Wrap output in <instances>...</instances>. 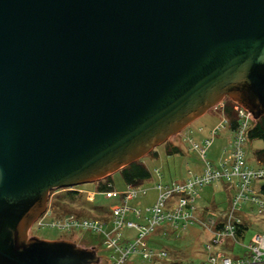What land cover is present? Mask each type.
Wrapping results in <instances>:
<instances>
[{
    "label": "water",
    "instance_id": "water-1",
    "mask_svg": "<svg viewBox=\"0 0 264 264\" xmlns=\"http://www.w3.org/2000/svg\"><path fill=\"white\" fill-rule=\"evenodd\" d=\"M226 97L264 115V0H0V264H96L29 233Z\"/></svg>",
    "mask_w": 264,
    "mask_h": 264
},
{
    "label": "rangeland",
    "instance_id": "rangeland-1",
    "mask_svg": "<svg viewBox=\"0 0 264 264\" xmlns=\"http://www.w3.org/2000/svg\"><path fill=\"white\" fill-rule=\"evenodd\" d=\"M225 99H227V97ZM218 105L208 109L205 114L191 122L184 130L173 135L167 141L153 149L157 153L158 151L164 152L165 147H170V145L174 144V142H176L175 144H178L181 148V145H184L182 149L186 154L182 155L184 161L180 159L181 155L176 153H174L176 154L174 156H168V159L164 155L162 162L155 160L153 158L154 154L152 153H148L141 158L152 174L150 175L149 179L143 181L139 185H134V188L138 192L136 196H133L126 202L127 206L129 207V211L127 213L128 218L136 221H140L141 219V221H145L150 216L149 209L157 204L158 201L159 190L157 188V184L159 181L164 183H169L172 181L185 183L193 176L202 173L203 164L199 159V154L195 150L190 149L191 146L190 142L188 141L189 137L195 139L196 141L201 140L197 138V130H199L198 127L204 125L207 128L208 125L212 124L211 122L218 121L214 126L211 127L210 132L208 133L209 135L207 136L210 137L213 130L218 127L217 130L215 129L216 133L213 134V141L208 148L207 156L214 163L218 164L226 158L227 153L231 148V139L234 132L227 147L224 150L220 149V147H218L217 139L219 135L225 131L220 129L224 128L227 121L225 117L223 118V116L220 119L218 112L216 111V107ZM205 132H208V130H205ZM252 148H254V146ZM252 148L251 150H253ZM221 150H223V152H221ZM246 155L247 154L245 150L246 163L248 164V157ZM194 163L198 165L197 168H199L200 165L201 170H194ZM250 166L258 167L261 166V164ZM182 173H185L186 175H184V177L181 179L177 178L178 176L180 177ZM110 175V177L106 176L94 182L76 185L71 190H69L68 187H60L51 190L47 202V206L50 209L48 213V219L63 220L70 215L80 219L99 218L104 220V222L110 226L113 219L111 206L124 203L123 197L121 198L119 193L126 189L127 186L120 173V170ZM108 179L112 180L113 188L116 190V194L110 197H106L101 193H97L98 190H96L100 181L105 182ZM263 180L264 179H258L253 182L252 186L255 190H259V183ZM197 192L199 193L200 198L195 196L192 214L193 216L198 217L201 220V223L196 220L191 222L192 218L190 217L177 219L175 223H172L168 220H163L160 224L156 225L155 229L151 231L146 237L145 246L143 248L150 253L151 257L146 259L144 256H142V253H136L131 255V259L123 264H168L165 262V260L157 257V253L159 251L166 252L169 259L174 258L183 260L184 262H188L190 264H201L200 262L205 259L206 255L211 254L212 251H220V249H224L226 245L215 246L212 243L213 238L217 236V231H215L216 218L212 217L213 215H217V213H220L223 216V214L228 209H231L232 198L237 192V181L222 180L212 182L201 188H198ZM262 199L263 197L260 195H257V201H254L253 198L246 199V201L242 202L239 211H236L239 214L241 211L245 210L247 206H249L256 208L257 212H255V216H253V223L247 224L248 226L244 233L245 236L240 238L242 242H236L233 245L232 254L235 256L240 255L243 252L241 247L247 248L248 244L250 243V238L258 233H264V211L259 213L261 211H259L260 208H258L259 201ZM164 203L165 206H161V214L173 213L177 209H179V212L183 214L185 212V209L181 206L182 195L180 193H174L170 198H166ZM200 203L203 205L205 204L206 207H209V210H213V212L215 211L214 214H199L198 209L200 207ZM132 209H136V211H139V213L142 214L141 219H138ZM248 214L251 215L254 214V212H249ZM203 222L204 224H202ZM29 233L44 239H69L81 246L94 247L97 251V254L100 256V261L96 264H109L110 262V250L103 244V235L96 231L89 229L84 230L81 228L65 230L58 229L56 227L50 228L32 225ZM123 237L125 239H121V244H125L127 241L126 239L133 240L135 238V230L126 229L123 232ZM207 246H209V248H207Z\"/></svg>",
    "mask_w": 264,
    "mask_h": 264
},
{
    "label": "built area",
    "instance_id": "built-area-1",
    "mask_svg": "<svg viewBox=\"0 0 264 264\" xmlns=\"http://www.w3.org/2000/svg\"><path fill=\"white\" fill-rule=\"evenodd\" d=\"M234 109L237 112L238 122L233 130L234 134L231 139V148L226 158L218 164L214 163L207 156L208 148L213 141V134L216 133L218 127L215 128L216 130H213L210 137L203 138L200 141L189 137L190 149L195 150L199 154V159L203 164L202 173L193 176L185 183H178V181L164 183L159 181L157 184L159 190L157 204L149 209L150 216L145 221H141L142 214L136 211V209H132V211L138 219H141L140 221L127 217L129 207L126 202L128 199L136 196L138 192L134 188V185L128 183L126 189L119 193L121 198L123 197L124 203L111 206L113 219L110 226L99 218L80 219L72 215L63 220H50L48 219V213L50 211L48 206L33 225H37L38 227H56L65 230L81 228L101 233L104 237L103 244L110 250L109 264H123L131 258V255L136 253H142V256L147 259L151 256L143 247L145 246L146 237L155 229L156 225L160 224L163 220L175 223L177 219L186 217L192 218L191 222L196 220L201 223V220L192 214L194 198L195 196L199 197L197 189L216 181L234 180L237 181V192L232 198V207L224 213L223 217L225 220L222 226L215 230L217 231V236L212 241L215 246L222 245L224 240L235 237L236 225L242 223L240 216L237 215L242 202L252 198L254 201H257L258 193L252 186L253 182L258 179H264V165L258 167L250 166L246 163L245 157L244 145L247 141V130L251 126L254 118L250 111L237 103ZM106 185L108 189L97 191V193H101L106 197L116 194L112 182H107ZM73 187H68V189L71 190ZM174 193H180L182 195L181 206L185 209L184 214L179 212V209L173 213L161 214V206H165L164 201L166 198L173 196ZM258 208H260L259 210L264 209V197L259 201ZM126 229L135 230V238L133 240L126 239V243L121 244V239H125L123 232ZM246 249L247 256L238 258H231L221 251H212L211 254L206 255L202 264H264V233L254 235ZM157 257L165 260L168 264H179L176 260L169 259L167 253L164 251H159Z\"/></svg>",
    "mask_w": 264,
    "mask_h": 264
},
{
    "label": "crops",
    "instance_id": "crops-1",
    "mask_svg": "<svg viewBox=\"0 0 264 264\" xmlns=\"http://www.w3.org/2000/svg\"><path fill=\"white\" fill-rule=\"evenodd\" d=\"M216 111L218 112V115H219V117H220V119H221V117L223 116V118L225 117L226 118V120H227V122L225 123V126H224V128H222V129H220V130H225L224 132H222V134H220L219 135V137H218V141H217V143H218V147H220V149H225L226 147H227V145H228V143H229V141H230V139H231V137H232V134H233V129H232V127H231V125H230V123H229V120H228V117L226 116V114H225V112H224V110H223V104L222 103H220L217 107H216ZM216 122H218V121H216ZM216 122H211L212 124H210V125H208V127L206 128V126H201V127H198V129L199 130H197V138L198 139H203V138H205V137H207L209 134V132H210V129H211V127L212 126H214L215 125V123ZM205 130H208V132H205ZM176 142H174V144H172V145H170V147H165V149H164V152H160V151H158L157 153H156V155H153V158L155 159V160H157V161H160V162H162L163 161V158H164V155L166 156V158L168 159V156H171V155H176V154H180L181 155V160L182 161H184V158H183V156L182 155H186L184 152H183V146L184 145H181L182 146V148L178 145V144H175ZM262 145H263V143H262V141L260 140V139H258V138H255V139H251V140H247V142L245 143V150H246V156L248 157L247 158V162H248V164L249 165H258V164H260V162L255 158V150H257V149H259V148H261L262 147ZM254 146V148H252ZM251 148L253 149V150H251ZM223 150H221V152H223ZM164 153V154H163ZM174 153H176V154H174ZM144 163V162H143ZM145 164V163H144ZM199 164V163H198ZM146 165V164H145ZM194 165H195V168H194V170H201L200 168V165H199V168H197L198 167V165H196L195 163H194ZM146 167H147V165H146ZM148 168V167H147ZM148 170H149V168H148ZM150 171V170H149ZM152 174V172L150 171V175ZM184 175H186L185 173H182L181 175H180V177L178 176L177 178H179V179H181V178H183L184 177ZM111 176V175H110ZM152 177V176H151ZM162 178H163V175H162ZM163 180V179H162ZM112 181V180H111ZM113 183V182H112ZM258 189H257V193H258ZM200 195H201V193H200ZM200 198V197H199ZM199 209H198V213L199 214H206V213H209V214H214V212H213V210H209V207H206V205L204 204H199ZM253 207H249V206H247L246 207V209L245 210H243V211H241L238 215H240V217L242 218V222L243 221H245V222H247L248 224H251L252 223V221H253V216H255V212L254 211H252L253 209H252ZM255 209V208H254ZM249 212H251V213H253L254 212V214H248ZM223 214V213H222ZM224 215V214H223ZM222 217V215L220 214V213H217V215H213V217L212 218H216L215 219V221H216V223H217V221L219 220V218H221ZM245 230L242 232V236L241 237H244L245 236ZM241 237H239V238H236V239H234V238H230V240H231V242H229L228 243V245H226V247H224V249H220V251L223 253V254H225V255H227V256H231V257H233V258H238V257H246L247 256V249L245 248V247H241L242 249H243V252L240 254V255H234V254H232V247H233V245L237 242H240L241 240H240V238ZM250 241H251V238H250ZM249 241V242H250ZM242 242V241H241ZM247 244V243H246ZM223 245V244H222ZM245 245V244H244ZM171 259V258H170ZM171 260H176L177 262L179 261H181V262H184L183 260H180V259H171ZM184 263H186V262H184ZM188 263V262H187ZM191 263H193V262H191Z\"/></svg>",
    "mask_w": 264,
    "mask_h": 264
},
{
    "label": "trees",
    "instance_id": "trees-1",
    "mask_svg": "<svg viewBox=\"0 0 264 264\" xmlns=\"http://www.w3.org/2000/svg\"><path fill=\"white\" fill-rule=\"evenodd\" d=\"M222 102H223L222 103L223 110L226 116L228 117V120H229V123L232 129L234 130L238 122L237 112L234 109V106L236 103L232 101L231 99H229L228 97ZM255 138L260 139L263 143L261 148L255 150V153H254L255 158L260 162L261 165H264V115L260 116L258 119H253L251 126L247 130V139L251 140ZM150 153L156 155V152L154 150H152ZM120 173L123 179L125 180L126 184L129 183L132 185H139L143 181L150 178V171L148 170V168L146 167V165L143 163L141 159L122 167L120 169ZM108 177H110V175H108ZM107 182H112V181L111 179H108L105 182L100 181L96 190L101 191L104 189H108L106 185ZM259 186L260 188L258 191V195H260L261 197H264V180L259 183ZM252 209H253L252 211L257 212L256 208L254 209L253 207ZM259 211H261L259 213H262L264 209L259 210ZM224 220L225 218L223 216L219 218V220L215 224V229L220 228ZM247 224H248L247 222L243 221L242 223L236 225V234H235L234 239L242 236V232L245 229H247V226H248ZM229 242H231L230 238L226 239L225 242L223 243V246L228 245ZM202 262L200 263L202 264ZM179 264H190V263H187V262L184 263L180 261Z\"/></svg>",
    "mask_w": 264,
    "mask_h": 264
}]
</instances>
